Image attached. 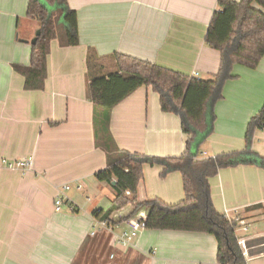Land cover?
Returning a JSON list of instances; mask_svg holds the SVG:
<instances>
[{"label":"crops","instance_id":"obj_1","mask_svg":"<svg viewBox=\"0 0 264 264\" xmlns=\"http://www.w3.org/2000/svg\"><path fill=\"white\" fill-rule=\"evenodd\" d=\"M28 4L0 0V264H220L215 236L206 232L146 227L128 246L120 244L124 219L148 214L146 209L133 215V206L120 209L112 228L96 223L93 212L114 204L116 180L96 176L109 163L96 145L87 64L93 49L104 58L119 53L210 78L221 64V52L206 42L219 0H67L77 11L80 43L51 41L42 89L25 88L15 69L30 65L31 41L40 29L27 15ZM233 75L214 105L212 133L193 147L200 150L198 159L246 148L248 123L264 104V56L256 68L235 64ZM204 94L190 88L186 106L195 108ZM110 130L118 147L133 154L177 157L185 151L180 116L162 110L151 86L113 107ZM251 149L264 157V128L254 132ZM22 158L31 160L29 170L6 166L5 160ZM209 181L215 209L237 211L249 222L247 231L236 234L245 242L263 237L264 167L223 168ZM58 194L66 196L60 212L54 205ZM155 198L169 204L185 199L180 171L163 176L162 166L145 165L138 199ZM246 258L248 264H264V253Z\"/></svg>","mask_w":264,"mask_h":264},{"label":"trees","instance_id":"obj_2","mask_svg":"<svg viewBox=\"0 0 264 264\" xmlns=\"http://www.w3.org/2000/svg\"><path fill=\"white\" fill-rule=\"evenodd\" d=\"M45 1L57 7L49 9L41 0H29L27 15L39 21L41 33L33 45L30 65H15L16 71L25 78L27 89L44 88L53 39L64 46L80 43L77 11L69 8L67 0ZM254 4L264 8V0H219L220 7L210 21L206 42L221 52V64L219 71L210 78L189 76L119 53L104 58L93 49L89 50V97L94 103L96 145L106 151L109 163L96 176L107 183L116 180L114 204L108 210L96 209L93 212L96 219L113 223V214L126 206L134 207L131 215L146 209L147 228L213 234L220 264H248L235 230L213 205L209 180L223 168L240 164L264 167V157L251 149L254 132L264 128V104L248 123L244 150L198 159L200 150L194 152L193 147L212 133L214 105L222 97L225 81L234 77V65L256 68L264 56V12ZM109 61L111 63H106ZM141 86H151L159 93L163 111L180 116L183 132L187 135L181 156L133 154L118 147L110 130L111 111ZM192 87L204 90L205 94L195 108L189 109L185 96ZM145 165L162 166L163 176L180 171L185 199L176 204L157 198L139 201L138 189ZM245 246L248 254L264 253V236L247 240Z\"/></svg>","mask_w":264,"mask_h":264},{"label":"built area","instance_id":"obj_3","mask_svg":"<svg viewBox=\"0 0 264 264\" xmlns=\"http://www.w3.org/2000/svg\"><path fill=\"white\" fill-rule=\"evenodd\" d=\"M6 166L14 169H21V171H27L31 168L32 162L30 159L22 158L16 160H5ZM67 189L70 188V185L66 186ZM81 186H79V189ZM126 194L129 195L130 191H126ZM66 196L58 194L55 197L54 205L55 211L60 212L64 204ZM76 207L73 204H70V210L74 211ZM224 217L227 219L231 227L235 230L236 233L241 231H247L249 222L244 219L237 211L226 210L224 212ZM113 217V216H112ZM147 218L148 214L146 211L139 212L136 216L126 217L124 219L125 226L122 232L118 235V241L123 246H128L132 243L133 239L138 236V234L147 227ZM97 224L103 227L112 228V223L107 220H99L95 218ZM237 242L241 247L243 254L246 255L247 249L245 246V237L237 235Z\"/></svg>","mask_w":264,"mask_h":264},{"label":"water","instance_id":"obj_4","mask_svg":"<svg viewBox=\"0 0 264 264\" xmlns=\"http://www.w3.org/2000/svg\"><path fill=\"white\" fill-rule=\"evenodd\" d=\"M40 33H41V30L38 29L37 32H36V36H35V37L33 38V40L31 41L32 44H35V43L37 42V39H38ZM114 183H116V182H114Z\"/></svg>","mask_w":264,"mask_h":264},{"label":"rangeland","instance_id":"obj_5","mask_svg":"<svg viewBox=\"0 0 264 264\" xmlns=\"http://www.w3.org/2000/svg\"><path fill=\"white\" fill-rule=\"evenodd\" d=\"M147 230H149V229H147Z\"/></svg>","mask_w":264,"mask_h":264}]
</instances>
